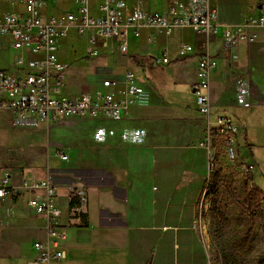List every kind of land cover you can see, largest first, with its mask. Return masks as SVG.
I'll return each mask as SVG.
<instances>
[{
    "label": "crops",
    "instance_id": "crops-1",
    "mask_svg": "<svg viewBox=\"0 0 264 264\" xmlns=\"http://www.w3.org/2000/svg\"><path fill=\"white\" fill-rule=\"evenodd\" d=\"M125 1L147 11L165 13L173 3L182 0H157L155 10L152 0ZM208 3L218 12L221 25L220 33L210 35L208 41L209 53L218 62L211 77V121L216 122L223 115L233 117L238 126L239 154L245 149L254 153L264 145V27L251 28L257 39L253 43L240 42L233 51L225 46L222 34L224 28L238 29L249 18L259 16L264 0H208ZM51 5L56 4L47 0L45 12L54 16L48 13ZM98 5V0H91L94 14ZM151 33L153 29H144L141 37L130 35L128 55L120 54L115 40L102 52L103 57L116 50L122 57V68L134 72L137 84L144 89V95L124 112L120 121L105 117L82 119L89 123L92 132H87V141L66 155L62 167L50 172L51 175L47 172L37 176L31 171H9L0 166V178L9 172L14 186L24 180L51 181L57 188L56 206L62 212L57 231L64 235V238L49 235L46 218L28 205L31 194L0 199V264H26L37 258L39 253L34 247L37 242L50 246L52 254L64 251V258H52L50 264H204L202 251L183 248V236L197 238L193 225L197 222L198 203L204 188L210 187L208 177L213 174L208 171V151L200 146L206 134L205 117L198 106L189 105L187 100L178 96L166 98L160 87L164 82L161 70L173 66L171 75L185 92L190 90L194 94L198 55L207 38L184 27L169 38L157 37L154 43H149ZM71 39L84 38L71 35L62 42L59 59L64 64L60 53ZM182 44L193 45L195 52L181 57ZM165 49L170 63L154 65L151 59L162 55ZM107 70L110 76H105L107 79L95 92L80 90L70 96L64 83L62 95L94 96L98 91L107 92L103 82L112 80L117 84L113 88L116 99H122L119 91L124 88L126 72L116 81L112 79L113 70ZM143 75H147L149 84ZM66 119L78 118L61 120ZM186 119L191 124H186ZM100 128L107 133L103 142L96 136ZM137 131L145 133L140 143L133 141ZM218 155L219 163L235 167L222 151ZM79 188L87 193L88 201L81 211L88 214V226H80L81 220L75 217L79 212L70 209L71 193Z\"/></svg>",
    "mask_w": 264,
    "mask_h": 264
},
{
    "label": "built area",
    "instance_id": "built-area-1",
    "mask_svg": "<svg viewBox=\"0 0 264 264\" xmlns=\"http://www.w3.org/2000/svg\"><path fill=\"white\" fill-rule=\"evenodd\" d=\"M47 0H0V44L7 43L17 51L14 65L15 73L0 70V110L11 111L21 118L34 116L45 123L57 122L65 118L96 119L105 117L120 121L124 112L144 95V89L137 84L134 72L125 74L124 88L119 91L122 99L117 100L113 88L116 83L105 80L103 87L107 92L98 91L94 96L83 93L77 97H64V70L68 65L59 59V50L63 41L75 35L86 38L90 55L97 56L110 47L111 40L117 42L122 55L129 54V37H141L144 29H153L148 42L154 43L157 37L169 38L181 28H191L195 33L204 35L207 40L198 55L196 79L192 85L199 112L205 117L206 134L202 146L209 154L210 166L214 167L218 151H222L228 162L244 175L256 170L254 164L239 161L238 126L233 117L220 116L211 121V77L218 62L208 49L210 35L220 33L218 12L211 8L208 0H182L173 3L167 12H152L138 4H129L125 0H103L97 6V14L91 8V0H49L56 5L72 2L74 10H65L60 17L49 16L45 12ZM264 27V5L259 16L249 18L238 29L224 28L223 41L233 51L238 43H253L257 33L251 28ZM153 57L156 66L170 63L167 50ZM195 52L191 44H182L181 57ZM106 131H97V140L105 141ZM145 133L137 131L133 137L140 143ZM124 138H128L124 135ZM68 157L64 155L63 160ZM212 170V169H211ZM42 192L43 194H40ZM23 193L32 197L28 201L30 208L46 218L49 235L64 238L58 233V219L61 210L56 206L57 188L50 180H24L19 186L11 184V174L6 172L0 178V199L16 198ZM80 205L74 211L80 212L87 204L84 189L75 190ZM53 246H57L54 244ZM38 257L26 264H50L52 258L65 257L64 251L52 254L50 246L37 242L34 244Z\"/></svg>",
    "mask_w": 264,
    "mask_h": 264
},
{
    "label": "rangeland",
    "instance_id": "rangeland-1",
    "mask_svg": "<svg viewBox=\"0 0 264 264\" xmlns=\"http://www.w3.org/2000/svg\"><path fill=\"white\" fill-rule=\"evenodd\" d=\"M98 1L100 4L102 0ZM156 1L151 2L153 10L156 9ZM69 9L74 10L73 3L65 2L51 5L48 13L62 16ZM90 48L86 38L79 41L71 39L60 53L68 65L63 74L65 91L70 96L80 90L95 92L97 86L107 79L105 76H110L107 69L113 70L115 77L111 78L116 81H120L126 72L120 65L122 57L116 50L102 57V53L90 55ZM16 54L17 51L6 43L0 47V70L15 73ZM118 67L121 69L117 70ZM172 67L161 70L164 77L161 94L166 98L178 96L196 107L194 94L190 90L185 92L182 84L174 79L170 73ZM132 70L138 72L136 68ZM143 77L145 83L149 84L147 75ZM191 122L185 120L186 124ZM91 130L89 123L82 119L45 123L34 116L21 118L11 111L0 110V166L9 171H31L37 176L46 175L47 172L51 175L64 164V155L69 156L78 150L80 143L87 141L86 134ZM241 145L245 143L241 141ZM218 158L220 155L216 156L214 167L209 162V175L213 172L208 177L210 187L204 188L199 199L197 222L193 225L197 238L183 236V248L202 251L204 264H264V233L259 228L257 214L250 216L246 209L247 197L254 200L255 213H258L257 204L264 209V145L254 153L245 149L242 155L239 154L242 163L256 166L252 180L251 175H244L235 167L219 163ZM202 211L204 215L200 214Z\"/></svg>",
    "mask_w": 264,
    "mask_h": 264
},
{
    "label": "trees",
    "instance_id": "trees-1",
    "mask_svg": "<svg viewBox=\"0 0 264 264\" xmlns=\"http://www.w3.org/2000/svg\"><path fill=\"white\" fill-rule=\"evenodd\" d=\"M80 205V201L75 194V191L71 193L70 196V209L75 210ZM255 203L254 200L250 197L246 199V209L250 216H254L257 214V218L259 220V228L264 233V211L259 204L256 205L258 208V213H255ZM75 217L81 220L80 226H88V214L81 211L79 213H75Z\"/></svg>",
    "mask_w": 264,
    "mask_h": 264
},
{
    "label": "bare ground",
    "instance_id": "bare-ground-1",
    "mask_svg": "<svg viewBox=\"0 0 264 264\" xmlns=\"http://www.w3.org/2000/svg\"><path fill=\"white\" fill-rule=\"evenodd\" d=\"M264 210V209H263Z\"/></svg>",
    "mask_w": 264,
    "mask_h": 264
}]
</instances>
